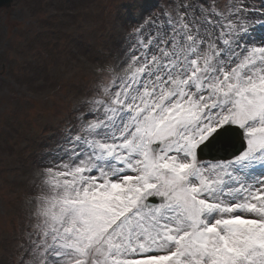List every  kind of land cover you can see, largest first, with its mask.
I'll use <instances>...</instances> for the list:
<instances>
[{"label":"snow or ice","instance_id":"snow-or-ice-1","mask_svg":"<svg viewBox=\"0 0 264 264\" xmlns=\"http://www.w3.org/2000/svg\"><path fill=\"white\" fill-rule=\"evenodd\" d=\"M42 161L14 264H264V4L171 0Z\"/></svg>","mask_w":264,"mask_h":264},{"label":"rangeland","instance_id":"rangeland-1","mask_svg":"<svg viewBox=\"0 0 264 264\" xmlns=\"http://www.w3.org/2000/svg\"><path fill=\"white\" fill-rule=\"evenodd\" d=\"M170 2L13 0L0 9V264L17 259L42 161L74 122L75 106L108 75L101 69L125 57L139 13L159 15ZM248 3L259 9L264 0Z\"/></svg>","mask_w":264,"mask_h":264},{"label":"water","instance_id":"water-1","mask_svg":"<svg viewBox=\"0 0 264 264\" xmlns=\"http://www.w3.org/2000/svg\"><path fill=\"white\" fill-rule=\"evenodd\" d=\"M13 0H0V8L10 7Z\"/></svg>","mask_w":264,"mask_h":264}]
</instances>
